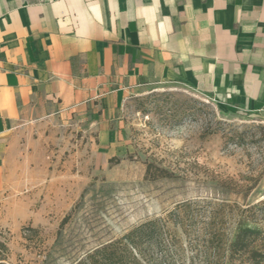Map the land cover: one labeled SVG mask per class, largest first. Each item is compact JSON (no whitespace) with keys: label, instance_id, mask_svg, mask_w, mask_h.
Instances as JSON below:
<instances>
[{"label":"rangeland","instance_id":"rangeland-1","mask_svg":"<svg viewBox=\"0 0 264 264\" xmlns=\"http://www.w3.org/2000/svg\"><path fill=\"white\" fill-rule=\"evenodd\" d=\"M121 118L124 149L108 161L70 127L35 136L0 193L6 264H76L154 219L153 258L226 263L238 222L253 226L242 211L264 201V122L169 84L129 96Z\"/></svg>","mask_w":264,"mask_h":264},{"label":"crops","instance_id":"crops-1","mask_svg":"<svg viewBox=\"0 0 264 264\" xmlns=\"http://www.w3.org/2000/svg\"><path fill=\"white\" fill-rule=\"evenodd\" d=\"M153 84L264 122V0H0V193L44 128L120 156L124 103Z\"/></svg>","mask_w":264,"mask_h":264},{"label":"trees","instance_id":"trees-1","mask_svg":"<svg viewBox=\"0 0 264 264\" xmlns=\"http://www.w3.org/2000/svg\"><path fill=\"white\" fill-rule=\"evenodd\" d=\"M164 177V176H162ZM173 212L169 214L171 218ZM235 235L229 244L225 264H264V201L242 211ZM162 219L146 221L89 253L76 264H163L164 256L153 258L151 247H159ZM8 248L0 239V264H6Z\"/></svg>","mask_w":264,"mask_h":264}]
</instances>
